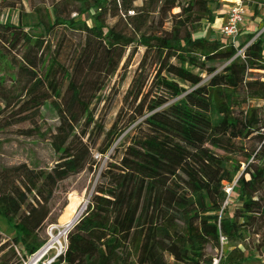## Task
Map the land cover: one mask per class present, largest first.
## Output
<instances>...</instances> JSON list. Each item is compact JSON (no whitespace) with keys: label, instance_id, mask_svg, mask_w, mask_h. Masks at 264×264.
Here are the masks:
<instances>
[{"label":"trees","instance_id":"obj_1","mask_svg":"<svg viewBox=\"0 0 264 264\" xmlns=\"http://www.w3.org/2000/svg\"><path fill=\"white\" fill-rule=\"evenodd\" d=\"M136 1L52 0L33 10L31 22L21 14L16 23L0 21V127L36 124L47 104L57 118L52 167L0 170V215L13 229L9 240L0 233V264H21L47 241L42 231L58 184L92 168V132L102 129L92 106L132 45L157 68L150 83L136 76L99 153L112 147L128 115L126 126L142 119L118 162L100 174L53 264H212L206 249L218 255L220 236L226 242L218 264L264 254V116L250 102L264 104V37L250 34L233 48L195 36L203 20L214 22L212 5L221 0ZM0 2L14 9L21 0ZM135 7L138 14L128 16ZM72 13L80 18H67ZM155 18L159 27L151 30ZM61 29L79 33V42L63 35L52 44ZM225 182L237 202L232 211Z\"/></svg>","mask_w":264,"mask_h":264},{"label":"rangeland","instance_id":"obj_2","mask_svg":"<svg viewBox=\"0 0 264 264\" xmlns=\"http://www.w3.org/2000/svg\"><path fill=\"white\" fill-rule=\"evenodd\" d=\"M51 3L52 0H21L16 8L8 9L0 2V21L10 20L11 22L16 23L19 14H21L24 16L25 21L31 22L35 20L33 10L36 8L39 10L49 8ZM140 5L141 0H137L135 2V6L139 7ZM244 6L246 10L244 21L240 27L238 35L235 38H226L224 35L219 33L217 29L220 22H222L220 18L227 12V8L223 7L221 2L219 8H215V5H212V9L216 14L214 22L209 23L208 21L203 20L197 27L194 35L221 38L227 43L231 42L233 48H237L239 44L245 42L247 40V36L250 34H253L252 39L259 35L264 37V0L256 4L244 3ZM133 10L134 13H128L127 15L132 17L138 14L136 7L133 8ZM83 17L90 23H93L90 15L86 14ZM67 18L78 19L80 17L79 15L72 13L67 16ZM113 20L114 19H111L109 22L112 23ZM165 24L166 26L169 25L168 22ZM149 26L151 30H156L159 27L157 19H153ZM63 35H65L66 39H68L67 42H71V44L79 42L81 38L79 33H72L61 29L58 33V39H52L51 37L52 44H55V42L58 43L59 39ZM242 49L243 48L238 49L237 54H240ZM143 57V47L138 45H132L129 47L127 50V59L125 62L121 63L116 74L106 81L104 88L100 92L99 99L93 104L92 114L94 116V120L102 128L101 130L94 128L90 140L94 164L92 168L85 169L58 184L50 201V216L45 222L44 230L42 231V236L47 238V240H51V236L48 234L51 227V234L54 235L58 232L54 229L56 225L61 226L73 219V223H76L87 207L89 199L99 182L100 174L109 166V164L118 162L120 155L122 154V150L127 144H129L133 128L139 121H141L142 118H138L133 124L126 126L128 120L131 118V116L128 115L127 120L118 126V130L121 132L112 147L105 154L99 153L101 149H104L106 143L108 142L106 132L114 123L118 111L123 106L124 98H132V95L127 97V93L130 90L136 76L140 73L142 74V79L148 77L150 83L153 75L155 74L157 67L154 64V59L146 57V59L143 60ZM5 70L12 73L13 69H8L6 66ZM256 75H259V73H256ZM202 76L204 82H208L209 84L216 83L214 80L210 79V76L206 74H202ZM144 92L146 94L147 89H145ZM151 97L152 96L149 91L146 98ZM250 102L259 109L260 115L264 116L263 102L256 99H253ZM1 116L0 125L2 124ZM3 124L5 123L3 122ZM56 124L57 118L55 112L47 104L41 109L39 117L36 118V124L33 122H24L21 124L1 126L0 170L5 167H11L22 163H25L31 168L47 169L52 167L57 155L53 152L50 146L49 134L54 130V126ZM37 130L39 131L38 133ZM98 131H100V133H98ZM241 144H243L244 147L250 145L252 146V140H244ZM238 158L243 160L244 156L240 154ZM244 166L245 164L242 162L240 170H243ZM231 188L232 185L230 183H224V190L228 196L226 204L229 211H232L237 205V202L234 200V195L231 193ZM80 210L82 212L78 219H76L75 217ZM73 223L71 226L74 225ZM0 233L6 240H9L13 235L11 225L8 224L6 219L1 215ZM66 234L61 238L62 245L60 247L52 248L47 255L48 257L53 256L55 252H60L62 250V253L64 252L67 245ZM245 242L248 243V239H246ZM248 245L252 246L251 243H248ZM247 251L248 249L246 252ZM206 252L208 255L214 257L218 253L211 247H207ZM248 264H264V254L257 255V257L250 260Z\"/></svg>","mask_w":264,"mask_h":264},{"label":"built area","instance_id":"obj_3","mask_svg":"<svg viewBox=\"0 0 264 264\" xmlns=\"http://www.w3.org/2000/svg\"><path fill=\"white\" fill-rule=\"evenodd\" d=\"M128 13L130 14L133 12L129 11ZM245 13H246V10H245V6H244L243 2L241 0L234 1L228 10L225 21L220 26V33L222 35H224L226 38H229V39L235 38L240 31V27L244 21ZM229 44H231V42H229ZM48 234L50 235V229L48 231ZM66 239H67V234H66ZM48 242H49V240H47L34 253H32V254L24 257V258H21V264H53L55 262V260L57 259V257L62 253L63 250L60 252H55L54 255L51 257L47 256L48 253L51 251L49 249H46L45 251L40 253L45 248V246L47 245ZM225 242H226V238L223 236H220L219 237V243L221 245L220 251H219V254L213 258L212 264H218L219 263L221 255H222V245Z\"/></svg>","mask_w":264,"mask_h":264},{"label":"bare ground","instance_id":"obj_4","mask_svg":"<svg viewBox=\"0 0 264 264\" xmlns=\"http://www.w3.org/2000/svg\"><path fill=\"white\" fill-rule=\"evenodd\" d=\"M81 210L77 214V216L75 217L76 219H78V217L80 216V214L82 212ZM73 220H71L70 222H67L66 224H63L61 226L60 225L59 226L56 225L54 227V229H56L58 232L56 234H54V235L51 234V231H52V227H51L50 228L51 240H49V242L47 243V245L45 246V248L40 253H42L46 249L51 250L52 248L60 247L62 245L61 238H62V236H64L66 234V232L68 231V229L71 227V224L73 223Z\"/></svg>","mask_w":264,"mask_h":264},{"label":"crops","instance_id":"obj_5","mask_svg":"<svg viewBox=\"0 0 264 264\" xmlns=\"http://www.w3.org/2000/svg\"><path fill=\"white\" fill-rule=\"evenodd\" d=\"M234 1H236V0H221L222 6L227 8V12H226V14L223 17L220 18V20L222 22H220V24L218 25V28H217L219 33H220V26L225 21L227 13H228V10H229L230 6L232 5V3ZM216 20H218V19H216Z\"/></svg>","mask_w":264,"mask_h":264}]
</instances>
